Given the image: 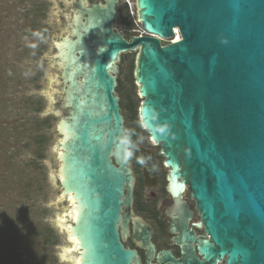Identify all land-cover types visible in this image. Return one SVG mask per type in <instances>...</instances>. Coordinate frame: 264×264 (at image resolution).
I'll return each instance as SVG.
<instances>
[{"label": "water", "instance_id": "1", "mask_svg": "<svg viewBox=\"0 0 264 264\" xmlns=\"http://www.w3.org/2000/svg\"><path fill=\"white\" fill-rule=\"evenodd\" d=\"M49 1L54 52L44 56L43 88L22 94L47 99L40 114L65 109L49 151L57 169L42 160L60 189L59 262L129 264L134 255L117 230L133 178L117 144L124 130L114 89L120 54L136 52L140 123L161 147L172 193L188 184L208 234L198 251L213 263L226 255L225 264H264V0H135L145 33L129 40L112 28L116 0L79 4L65 34L57 18L66 6ZM173 28L179 38L160 44ZM59 82L60 91L50 87Z\"/></svg>", "mask_w": 264, "mask_h": 264}, {"label": "rangeland", "instance_id": "2", "mask_svg": "<svg viewBox=\"0 0 264 264\" xmlns=\"http://www.w3.org/2000/svg\"><path fill=\"white\" fill-rule=\"evenodd\" d=\"M40 0H9V8L12 12L17 14L11 23V32L16 34H22L21 29L25 28L29 24H32V16L23 14L24 9L31 6V2H38ZM48 3L46 15L43 20H39L46 27L45 34L38 39V44L42 46L41 55L37 60L31 58L20 60L19 54L10 55V61L16 62L14 64L17 68H23L19 73L22 74L19 79L15 82V86H11L8 83V89L4 90L0 95V103L6 104L9 107V101L12 98L19 96L33 95L41 98L43 109L47 105V99L39 93L22 94L27 90L37 91L43 88L45 72L47 68L48 58L44 56H50L53 54L54 49L51 46L55 40L56 31L50 26L49 21V9L54 4L49 0H44ZM58 9L64 6H59V1L54 0ZM125 9V7L123 6ZM26 12V10H25ZM126 20L134 24L138 22L136 11L133 10V15L125 10ZM137 29L140 27L136 26ZM5 28V27H2ZM21 36V35H20ZM19 37V35L17 36ZM175 37V36H174ZM27 36H21L18 39L19 47L26 45L28 41ZM31 40V39H30ZM14 44V42L12 43ZM121 59L118 62V74L116 80L124 78L123 72L127 66L130 65L135 59L136 52H125L120 54ZM8 57V56H7ZM12 59V60H11ZM27 67V69H26ZM35 69L38 71L39 77L36 86L28 85L23 82H27V76L31 73V70ZM54 72L59 75L58 69ZM61 83H53L50 87H54L55 91H60ZM56 92H53L52 99L55 100ZM59 106L57 101L54 102L53 106ZM42 109V111H43ZM55 109V108H54ZM52 109L51 111H54ZM9 111V110H8ZM41 111V112H42ZM61 113L54 115L53 113L38 114L40 118L47 117L49 124L43 127L39 132L44 134L47 138V143L44 147V158L49 167L53 170L57 169L55 164V158L49 153L50 146L55 143L56 137H60L55 129V121L57 117L65 114V109L61 108ZM32 110L22 106L20 108L9 111L6 119L7 124H1L0 117V174L3 175V181H0V264H33L36 259L41 258L42 260H48L55 256L58 257V253L61 251L56 241L50 246H45L38 241H31L28 237H31V232L38 231L41 227L47 226L52 227L55 232L54 219L56 216H60L57 210V195L60 193V189L50 185V181L47 177L48 169L44 165V169L39 168L35 162H32L35 158L34 146L30 143L25 145L29 140L30 136L36 133V130L28 125L24 129H20L17 132H13L12 122L13 120L22 119V122L29 119L32 114ZM14 115V116H12ZM2 119H5L2 117ZM20 121V120H19ZM19 139L18 143L15 142ZM25 147H23L22 144ZM27 146V147H26ZM27 182V184H25ZM17 187H13L12 185ZM30 210V212H29ZM59 264H67L59 262Z\"/></svg>", "mask_w": 264, "mask_h": 264}, {"label": "flooded vegetation", "instance_id": "3", "mask_svg": "<svg viewBox=\"0 0 264 264\" xmlns=\"http://www.w3.org/2000/svg\"><path fill=\"white\" fill-rule=\"evenodd\" d=\"M57 1L59 6H66L68 12H59L57 18V26L62 28L64 34L66 31L63 28L72 26H68L71 18L66 15H73V11L79 9V4L84 2L86 6H90L95 2L102 5L106 3V0ZM116 5L119 15L124 5L121 0H116ZM118 20L119 16L113 21L112 28L121 32L124 39L129 40L130 37L139 35L136 26H124ZM174 36L175 34L171 38L173 41L176 40ZM171 39H160V44L173 42ZM131 136V142L135 145L131 149L133 155L128 165L133 178L131 196L130 201H124L127 193L124 187L117 223L121 245L134 252L129 264H225L226 255L218 256L213 263L212 260L206 261L198 251L199 241L202 237H208V234L202 224L197 225L201 217L188 184L184 183V188L178 195L172 193L169 187V168L165 164L160 145L150 139L148 131L143 133L138 129L132 130ZM138 158H142L144 163H139ZM112 162L114 163L113 159ZM176 179L182 181L180 176ZM122 223L126 226L125 231ZM55 227L57 228L56 225Z\"/></svg>", "mask_w": 264, "mask_h": 264}, {"label": "trees", "instance_id": "4", "mask_svg": "<svg viewBox=\"0 0 264 264\" xmlns=\"http://www.w3.org/2000/svg\"><path fill=\"white\" fill-rule=\"evenodd\" d=\"M36 1V0H34ZM9 0H0V95L4 93V90L8 89L7 84L11 83V86H15L19 77L22 75L19 73L20 70L23 68H17L14 66L16 62L10 61V55L19 54L20 60H25L31 58L32 60H37L42 52V46L38 44V39H40L46 32V27L42 22L39 20H43L46 15V10L48 7V3L44 0H40L37 3L31 2V6L24 9V13L27 15L32 16V24H29L25 28L21 29L22 34H16L11 32V23L14 17H17V14L12 12L9 8ZM26 10V12H25ZM122 7L121 13L119 14V23L124 26L134 27L140 26L139 22L136 24L126 20V13ZM5 27V28H2ZM126 30H130L132 28H125ZM27 36L28 43L24 45L22 48L18 45V39L22 36ZM19 35V37H17ZM21 35V36H20ZM31 39V40H30ZM14 42V44H12ZM8 56V57H7ZM121 59V57H120ZM12 60V59H11ZM135 60V59H134ZM134 60L133 62L127 66L126 70H124L123 75L124 78L121 80H116V87L114 89L115 94L118 96V105L121 115L123 116V130L130 131L132 130H140L143 133H146V130L141 127L139 124L138 118V107L141 98L137 93V86L134 81ZM27 69V67H26ZM33 69V68H32ZM27 82H23L28 85L36 86L37 80L39 77L38 71L35 69L31 70V73L27 76ZM22 106L32 110V114L28 120L22 122V119L13 120L12 122V129L13 132H17L20 129L26 128L28 125H31L35 130L36 133L30 136L29 140L25 145H29L30 143L35 147L34 154L35 158L32 162H35L39 168L44 169V165L42 160L44 158V147L45 143H47V138L44 134L39 132L43 127L50 125L49 119L47 117L40 118L38 114L42 111L43 105L41 98L28 95V96H19L16 98H12L9 101V107H14L12 109L7 108L6 104L0 103V117H1V124H7L8 120H6L9 115V111L13 109H18ZM9 110V111H8ZM14 116V115H12ZM4 117L5 119H2ZM137 127V128H136ZM132 136H130L131 138ZM19 139H16L14 144L18 143ZM19 144H22L21 142ZM23 147L24 144H22ZM27 147V146H26ZM1 150V149H0ZM3 175L0 174V181H3ZM27 184V182H25ZM12 185L13 187H17ZM14 190V189H13ZM30 212V210H29ZM31 213V212H30ZM1 226V225H0ZM31 237H28L31 241H38L45 246H50L55 243L56 241V232L52 227L43 226L36 232H31ZM33 264H59L57 262V258L55 256L48 258V260H42L41 258L36 259Z\"/></svg>", "mask_w": 264, "mask_h": 264}, {"label": "clouds", "instance_id": "5", "mask_svg": "<svg viewBox=\"0 0 264 264\" xmlns=\"http://www.w3.org/2000/svg\"><path fill=\"white\" fill-rule=\"evenodd\" d=\"M158 131L165 133L167 129L166 127H160ZM130 136V131H123L117 141L118 148L121 150L125 159H131L133 155V151L131 149L135 147V145L131 142ZM138 162L143 164L144 160L142 158H138Z\"/></svg>", "mask_w": 264, "mask_h": 264}, {"label": "built area", "instance_id": "6", "mask_svg": "<svg viewBox=\"0 0 264 264\" xmlns=\"http://www.w3.org/2000/svg\"><path fill=\"white\" fill-rule=\"evenodd\" d=\"M122 4L124 5L125 9L128 10V12H130L131 15H133V10L134 12L136 11L135 8V2L134 0H121ZM176 29L177 28H173V32L176 34ZM138 31V34L140 35L141 33H143L144 31L141 29V27H139L138 29H136ZM171 41H173L171 39Z\"/></svg>", "mask_w": 264, "mask_h": 264}, {"label": "bare ground", "instance_id": "7", "mask_svg": "<svg viewBox=\"0 0 264 264\" xmlns=\"http://www.w3.org/2000/svg\"><path fill=\"white\" fill-rule=\"evenodd\" d=\"M179 38V34H178V30L176 29V34H175V38L174 39H178Z\"/></svg>", "mask_w": 264, "mask_h": 264}]
</instances>
